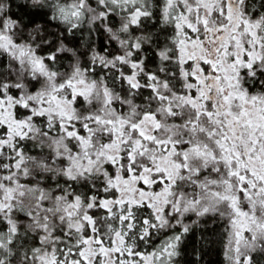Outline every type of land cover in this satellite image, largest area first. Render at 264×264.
I'll use <instances>...</instances> for the list:
<instances>
[{"label": "snow or ice", "instance_id": "6c2138e0", "mask_svg": "<svg viewBox=\"0 0 264 264\" xmlns=\"http://www.w3.org/2000/svg\"><path fill=\"white\" fill-rule=\"evenodd\" d=\"M205 223L264 264V0H0V264H180Z\"/></svg>", "mask_w": 264, "mask_h": 264}, {"label": "trees", "instance_id": "16d2710c", "mask_svg": "<svg viewBox=\"0 0 264 264\" xmlns=\"http://www.w3.org/2000/svg\"><path fill=\"white\" fill-rule=\"evenodd\" d=\"M180 264H225L222 226L218 223H205L194 228L186 238Z\"/></svg>", "mask_w": 264, "mask_h": 264}]
</instances>
